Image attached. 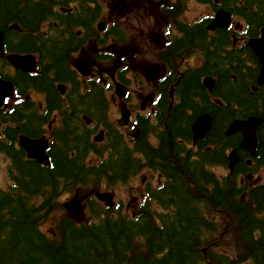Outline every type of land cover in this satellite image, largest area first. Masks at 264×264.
I'll use <instances>...</instances> for the list:
<instances>
[{
	"label": "trees",
	"instance_id": "16d2710c",
	"mask_svg": "<svg viewBox=\"0 0 264 264\" xmlns=\"http://www.w3.org/2000/svg\"><path fill=\"white\" fill-rule=\"evenodd\" d=\"M94 1L0 0L5 49L38 50L42 69L34 75L20 72L16 79L0 69L1 77L13 80L20 97L16 105L13 100L7 101L9 106L14 105L11 111H0L3 122H21L18 129L5 128L7 135L31 132L29 122L34 112L18 109L31 105L19 88L30 84L41 88L46 92L47 106H55L59 95L53 82L71 74L67 55L78 40L71 33L66 38L42 36L39 25L55 23L68 30L82 26L87 33L98 13V4L91 6ZM71 2L76 3L72 11H59V7L69 8ZM220 6L244 17L246 33L255 35L264 26V0H220ZM12 23H17L23 32L9 28ZM185 31L177 44H201L204 65L186 71L177 83L181 103L172 107L169 128L160 137V144L149 147L153 157L146 154L149 163L159 166L166 177L162 191L151 193L165 213L149 205L141 206L133 218L118 211L112 216L106 210L103 217L98 215L97 222L89 224L77 225L73 219H63L52 237L40 230L56 195L63 189L94 185L92 181L103 178L107 170L112 172L105 176L109 180L124 179L126 168L132 163L135 171L139 164L128 153H119L114 160L102 161L98 166L84 164L87 138L81 129H76V121H69L72 114L64 119L69 135L63 138L64 145L56 146L60 148L51 153V167L20 161V153L10 151L19 178L8 192L0 189V264H264V180L252 185L240 183L238 163L225 176L205 167L222 163L225 146H235L240 162L244 159L237 145L239 133L225 136L224 129L232 119L248 115L262 117L257 129L256 162L264 166V86L252 90L258 62L246 43L235 50H225L227 29L217 28L210 40L203 22L186 27ZM14 34H18L16 42ZM44 58L48 63L43 64ZM201 74L215 78L212 101L199 83ZM72 105L83 111H100L101 100L94 94H85L72 100ZM185 108L191 114H186ZM202 112L212 115V127L200 143L209 142L212 149L199 150L196 160H189V152L180 154L181 146L175 138L186 140L190 119ZM35 117L41 120L40 116ZM6 146L0 144V149H7V153L10 145ZM71 150H75L73 156Z\"/></svg>",
	"mask_w": 264,
	"mask_h": 264
},
{
	"label": "flooded vegetation",
	"instance_id": "af4514ba",
	"mask_svg": "<svg viewBox=\"0 0 264 264\" xmlns=\"http://www.w3.org/2000/svg\"><path fill=\"white\" fill-rule=\"evenodd\" d=\"M206 1L209 2V0H136L127 3L128 9H125L124 3L118 2L109 11L108 34H105L99 24L96 25L98 29L94 26L89 34L85 33L84 28L76 32L75 27L68 30L64 25L40 24L38 32L42 36L57 35L66 38L67 33H71L74 39L78 40L67 55V68L71 74L61 81L53 82V87L59 95L57 105L18 106L19 110L24 108L27 112H34L29 122L31 132H16L10 137L4 133L3 124L1 125L0 143L10 145L7 153V149L3 150L6 155L8 154L3 168L4 175L13 176L14 181L19 178V170L13 153L12 155L10 153L11 149L20 153V161L31 160L42 166L51 167V153L63 146V138L69 135L64 119L73 114L69 121H76V129H81L87 138L82 158L86 155V158L91 157L98 162L114 160L119 153H128L131 159L137 155L144 161V167L140 171H147L153 181L156 176L157 184L161 185L159 177L164 173L159 166L149 163L146 154L153 157L149 147H157L160 144V137L169 128L172 107L181 103L179 89L176 87L182 78L181 67L195 68L196 64H202L200 54L196 51L197 46L203 50L201 44L178 45L177 41L185 36L186 27L198 22H203L207 40L212 38V31L206 27L208 20L201 21L203 17L209 18L214 11L212 4ZM197 4L204 6L198 13L193 10ZM136 6L144 7L147 15H139L131 9ZM16 32L22 33L19 28ZM226 33L228 40L226 51L235 50L246 38L245 30L237 22ZM17 38L18 34H14V42ZM27 52L40 59L38 50L18 51ZM102 57L108 58L109 63L108 73L105 70L103 72V77L104 75L107 77L103 82L99 75L101 71L95 70V63H99ZM44 62L48 63L46 58L43 59V64ZM4 67L15 79L23 72L8 65ZM40 70L42 71L41 66L39 72L34 74L40 73ZM201 76L203 74L199 76L200 84ZM58 83L66 85L63 94L58 88ZM19 89L24 95L46 97V92L33 84ZM85 94H94L100 98V111H83L72 105V100ZM208 100L210 101L209 97ZM185 113L191 114V110L185 108ZM35 115L40 116L41 120H37ZM195 117L196 114L189 121V134L186 139L189 142L179 136L175 138V142L181 146L180 154L189 152V160H195L197 147L200 151H209L205 150L207 143L197 145V142L195 144L192 142L191 123ZM20 123L13 121L12 128L18 129ZM61 133H64L63 136ZM20 135L33 139H47L44 148L47 159L42 163L38 162L34 157L38 150L23 148L19 142ZM56 141L60 147H56ZM74 154L75 150H71L70 156ZM222 155L224 156L223 153ZM225 161L228 162L224 156L221 162ZM247 161V159L238 161V168L244 169ZM46 163L50 165H43ZM131 165L132 163L125 170L124 174L127 177H131L133 172ZM111 174V170L105 173L106 176ZM148 183L154 186L150 180ZM146 189L147 185L144 186V190ZM138 191L142 193L141 189Z\"/></svg>",
	"mask_w": 264,
	"mask_h": 264
},
{
	"label": "water",
	"instance_id": "95a60500",
	"mask_svg": "<svg viewBox=\"0 0 264 264\" xmlns=\"http://www.w3.org/2000/svg\"><path fill=\"white\" fill-rule=\"evenodd\" d=\"M217 1V0H214ZM230 23V13L219 9L216 11L212 21L208 25V28L214 29L216 27H227ZM249 45L258 56L261 62V69L257 77L258 84H264V29L262 30V36L260 38H253L249 40ZM0 53H3V42H2V31L0 30ZM6 59L12 63L15 67L24 70H29L33 65V60L31 56H21L17 54H8ZM214 79L211 76H207L203 79V84L207 88H211ZM12 95V84L8 80L0 79V106L2 105L5 97H10ZM262 122L261 117L250 116L243 120H233L230 122L225 129L224 133L230 135L235 131H240L242 133V139L239 143L240 147L246 149L252 155H255L256 148V128ZM212 116L210 114L198 115L192 124L193 130V140L196 141L202 138L206 132L211 129ZM23 142V138H22ZM230 167L237 160V157L232 150L229 153Z\"/></svg>",
	"mask_w": 264,
	"mask_h": 264
},
{
	"label": "rangeland",
	"instance_id": "374dc122",
	"mask_svg": "<svg viewBox=\"0 0 264 264\" xmlns=\"http://www.w3.org/2000/svg\"><path fill=\"white\" fill-rule=\"evenodd\" d=\"M104 4H105V7L103 8H107L108 5H107V2L104 1ZM204 9V6H201V5H196L193 10L198 13L200 12L201 10ZM104 13H105V9H103ZM2 65V64H1ZM3 66V65H2ZM39 101V100H38ZM218 172H225L226 170L222 169V170H219L217 169ZM256 173L257 172H252V176L250 177L249 181H251V179L253 180L256 176ZM2 171H1V168H0V181L3 183V180H2ZM149 173L147 171H142L140 173L137 174V176L135 178H132L131 179V182L129 184L127 183H122V184H119L118 186L112 188L111 190L107 189L106 187H100V186H97L96 189L100 192H103V191H109L112 198L113 199H117V200H123L124 202L127 201L128 199L130 200L131 197H127L128 195V192L129 191H134L135 189H138L139 187H142L143 186V182L144 180H146V178L148 179ZM144 179V180H143ZM136 194V192L133 193V195ZM83 197V195H80ZM72 199V196L71 195H68V194H64L62 197H61V200L62 201H71ZM62 212H60L55 218H50L49 221L46 223V225H44L43 229L44 231L46 232H51L53 230V224L55 223L57 217L59 215H61ZM76 214H77V217L80 218L81 217V213L79 210H76ZM84 214L82 213V216Z\"/></svg>",
	"mask_w": 264,
	"mask_h": 264
}]
</instances>
